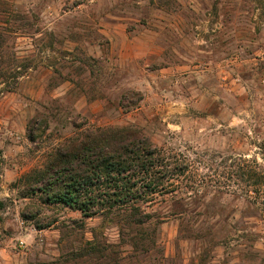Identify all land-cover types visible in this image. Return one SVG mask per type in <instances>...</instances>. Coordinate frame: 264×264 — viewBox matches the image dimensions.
I'll use <instances>...</instances> for the list:
<instances>
[{
    "label": "rangeland",
    "instance_id": "1",
    "mask_svg": "<svg viewBox=\"0 0 264 264\" xmlns=\"http://www.w3.org/2000/svg\"><path fill=\"white\" fill-rule=\"evenodd\" d=\"M25 63L0 78V264H264V199L220 166L264 169V0H0V72ZM94 126L137 127L212 180L124 233L22 196L20 176ZM94 237L104 256L78 257Z\"/></svg>",
    "mask_w": 264,
    "mask_h": 264
},
{
    "label": "trees",
    "instance_id": "2",
    "mask_svg": "<svg viewBox=\"0 0 264 264\" xmlns=\"http://www.w3.org/2000/svg\"><path fill=\"white\" fill-rule=\"evenodd\" d=\"M28 67L25 63L22 69L14 72L7 67L0 72V78H17ZM81 128L53 147L42 166L20 176L18 183L23 186L22 196L37 195L44 204L70 207L80 211L86 219L102 216L122 224L124 233L125 228L141 231L144 226L154 225L155 220H164L155 215L158 209L153 206L167 203L168 196L178 203L185 190L199 195V187L212 180L206 173L193 170L194 161L189 156L154 143L137 127ZM31 130L29 137L36 141L38 127L34 125ZM222 163L223 173L241 185L243 194L258 206L264 199V169L250 164L242 156L224 157ZM4 205L0 198V209ZM24 217L34 219L35 215L24 213ZM52 224L38 221L36 226L45 228ZM137 241L149 242L143 232L134 237L133 243ZM100 246L95 237L86 240L76 255L94 257L98 253L102 257L105 249Z\"/></svg>",
    "mask_w": 264,
    "mask_h": 264
}]
</instances>
